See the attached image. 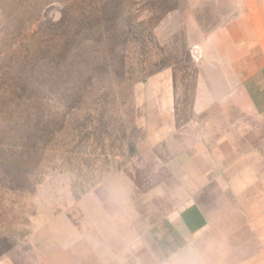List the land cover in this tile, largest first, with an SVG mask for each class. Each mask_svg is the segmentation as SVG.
<instances>
[{
    "label": "rangeland",
    "instance_id": "rangeland-1",
    "mask_svg": "<svg viewBox=\"0 0 264 264\" xmlns=\"http://www.w3.org/2000/svg\"><path fill=\"white\" fill-rule=\"evenodd\" d=\"M192 2L0 0V264H240L256 251L214 185L200 201L213 226L183 256L163 259L147 234L164 212L152 190L195 118L194 44L216 28Z\"/></svg>",
    "mask_w": 264,
    "mask_h": 264
},
{
    "label": "crops",
    "instance_id": "crops-1",
    "mask_svg": "<svg viewBox=\"0 0 264 264\" xmlns=\"http://www.w3.org/2000/svg\"><path fill=\"white\" fill-rule=\"evenodd\" d=\"M201 8L216 11L217 22L194 44L195 118L179 128L180 148L152 190L164 212L147 234L163 259L183 256L213 226L200 201L214 185L232 200L231 215L244 218L233 235H246V254L255 244L240 264H264V0H193L191 9ZM161 107L177 132L175 98Z\"/></svg>",
    "mask_w": 264,
    "mask_h": 264
}]
</instances>
